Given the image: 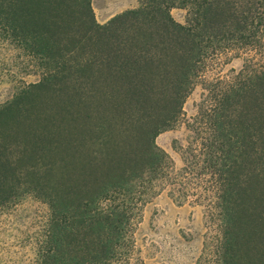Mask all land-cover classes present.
Returning <instances> with one entry per match:
<instances>
[{
    "label": "trees",
    "instance_id": "16d2710c",
    "mask_svg": "<svg viewBox=\"0 0 264 264\" xmlns=\"http://www.w3.org/2000/svg\"><path fill=\"white\" fill-rule=\"evenodd\" d=\"M0 39L40 69L0 105V208L48 206L38 264H143L133 232L164 191L207 209L194 264H264V0H140L103 24L91 0H0ZM241 55L203 81L177 169L156 137Z\"/></svg>",
    "mask_w": 264,
    "mask_h": 264
},
{
    "label": "rangeland",
    "instance_id": "374dc122",
    "mask_svg": "<svg viewBox=\"0 0 264 264\" xmlns=\"http://www.w3.org/2000/svg\"><path fill=\"white\" fill-rule=\"evenodd\" d=\"M96 20L103 24L115 15L137 8L140 0H91ZM175 20L186 22L187 10L173 7ZM244 56L231 57L204 73L183 106L179 122L156 137L157 144L173 159L177 169L183 166L182 150L194 133L188 123L197 114L205 92L203 81L225 77L238 71ZM27 56L14 45L0 39V105L12 99L20 87L40 79V69L32 67ZM48 206L33 196L15 205L0 208V264H38V238L47 225ZM209 231L204 205L174 202L166 191L148 202L133 232L135 257L143 264H194Z\"/></svg>",
    "mask_w": 264,
    "mask_h": 264
}]
</instances>
